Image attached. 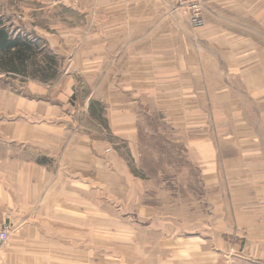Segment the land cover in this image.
Wrapping results in <instances>:
<instances>
[{"label": "crops", "instance_id": "0c3cea01", "mask_svg": "<svg viewBox=\"0 0 264 264\" xmlns=\"http://www.w3.org/2000/svg\"><path fill=\"white\" fill-rule=\"evenodd\" d=\"M74 10L87 49L63 50L65 32L40 37L60 58L55 78L0 68V78H28L29 92L0 88V221L17 228L0 264H35L38 250L39 264H66V235L84 248L68 264H97V219L111 218L98 197L126 189L118 160L130 179L148 177L146 140L165 135L157 119L198 174L200 207L187 204L182 218L160 198L136 205L155 238L132 240L138 258L128 262L264 264V0H202L199 28L175 0Z\"/></svg>", "mask_w": 264, "mask_h": 264}, {"label": "rangeland", "instance_id": "374dc122", "mask_svg": "<svg viewBox=\"0 0 264 264\" xmlns=\"http://www.w3.org/2000/svg\"><path fill=\"white\" fill-rule=\"evenodd\" d=\"M92 1L0 0V20L14 35L22 33L32 36L34 33L37 37H44L43 34L45 33L58 35L65 32L68 41L66 44L62 43L63 50L71 52L73 41L87 49V42L84 40L87 34V23L84 20L81 21L83 15L80 14V16L74 8H78L80 5H88ZM79 24L85 25V27L83 26L84 31L76 30ZM42 49L40 48L41 53L39 51L36 55L39 62L43 61ZM29 68L31 69L30 65ZM27 79L20 74L2 77L0 78V88L8 87L16 94L29 95L26 88ZM1 116L5 117L3 114ZM148 118L147 109H142L140 119L144 128L152 131ZM157 121L160 131L166 136H161V140H146L148 153L144 163L146 165L145 173L148 177L143 178L142 182L130 179L120 167L121 160H118V163H115L113 167L117 170L116 176L123 180L126 189L117 190L114 188L111 200L103 201L98 197L97 208L104 210L111 218L98 217L97 219V264H130L129 259L135 261L138 258L136 250L133 249L135 243L132 240H137L138 235L141 239L155 238L153 234H144L142 227L132 216V212L135 211L136 205L139 203L158 198H160L162 205L168 206L169 202H173L177 210L176 213L182 218L187 204L191 205L193 210L200 207V203L193 200V196L200 193L198 174L194 166L179 152V148L171 145L170 139L172 138L168 126L162 120L157 119ZM120 156L126 159L123 152H120ZM160 166L162 167L161 170L158 169ZM151 167L155 169H151ZM158 173L161 177L157 175L154 178L153 175ZM102 194L108 195L109 191L102 189ZM11 227L13 234L17 228L12 225ZM137 227H141V230ZM68 236L66 235V264L72 263L70 261L75 257L78 258L84 255L82 243L78 242L77 245L71 239L70 241L73 243L71 245L67 242ZM39 251L36 255V252H34L35 264H39L40 260L46 257L42 251H40L41 254ZM6 256L7 254H4L2 257Z\"/></svg>", "mask_w": 264, "mask_h": 264}, {"label": "trees", "instance_id": "16d2710c", "mask_svg": "<svg viewBox=\"0 0 264 264\" xmlns=\"http://www.w3.org/2000/svg\"><path fill=\"white\" fill-rule=\"evenodd\" d=\"M42 49L45 64L42 66L37 61V52ZM41 53V51H40ZM60 58L51 48H49L44 39L37 37L34 33L32 36L28 34H12L9 29L0 20V68L12 72H27L32 77L46 81L55 78L58 75V67ZM29 65L31 69L29 68ZM75 97V93L72 99ZM91 105V103H90ZM90 108V107H89ZM101 108L94 110V115L98 121L105 126V122L101 119Z\"/></svg>", "mask_w": 264, "mask_h": 264}, {"label": "built area", "instance_id": "2783aa9c", "mask_svg": "<svg viewBox=\"0 0 264 264\" xmlns=\"http://www.w3.org/2000/svg\"><path fill=\"white\" fill-rule=\"evenodd\" d=\"M176 8L183 9L187 14L193 28L204 25L202 17V0H175ZM13 229L7 222L0 221V251L7 244Z\"/></svg>", "mask_w": 264, "mask_h": 264}]
</instances>
